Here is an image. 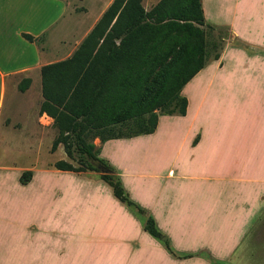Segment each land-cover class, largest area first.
Segmentation results:
<instances>
[{
  "label": "crops",
  "instance_id": "crops-1",
  "mask_svg": "<svg viewBox=\"0 0 264 264\" xmlns=\"http://www.w3.org/2000/svg\"><path fill=\"white\" fill-rule=\"evenodd\" d=\"M113 1L0 0V115L21 121V131H54L39 113L40 69L69 57L52 60L75 50ZM200 1L225 39L183 86L185 113L159 114L152 133L94 144L143 212L97 171L52 161L22 183L23 170L0 210V264H222L235 255L264 210V0ZM44 32L47 50L23 36ZM147 217L162 240L144 229Z\"/></svg>",
  "mask_w": 264,
  "mask_h": 264
},
{
  "label": "trees",
  "instance_id": "trees-1",
  "mask_svg": "<svg viewBox=\"0 0 264 264\" xmlns=\"http://www.w3.org/2000/svg\"><path fill=\"white\" fill-rule=\"evenodd\" d=\"M202 26L216 29L205 22L200 0H159L149 10L141 0H114L69 57L43 65L39 113L50 116L58 130L50 151L61 144L78 163L60 159L53 166L99 172L115 197L142 213L90 138L148 134L155 130L159 114L183 115V86L210 56L218 58L224 45V35L208 44ZM29 82L22 79L18 88L24 91ZM129 122L127 133H114ZM30 177L26 170L20 181ZM143 227L162 240L152 217ZM163 242L171 251L167 240Z\"/></svg>",
  "mask_w": 264,
  "mask_h": 264
},
{
  "label": "rangeland",
  "instance_id": "rangeland-1",
  "mask_svg": "<svg viewBox=\"0 0 264 264\" xmlns=\"http://www.w3.org/2000/svg\"><path fill=\"white\" fill-rule=\"evenodd\" d=\"M202 28L204 30V38L208 44L224 35V31L221 29L212 30L206 26H202ZM82 37L83 35L79 36L77 40L79 41ZM46 38L47 32H44L33 40L37 42L36 45L40 49L47 50ZM72 51L74 52V48H71L63 56H53L52 60L67 57ZM12 91L13 85L9 80L6 85L4 104L11 100ZM159 111V109L156 110V112ZM11 117L12 115L6 113L0 115V210L5 204L4 201L14 194L12 186L17 174H21L23 170L26 171L32 167L42 166L48 162L60 159L67 160L63 148H59L61 144L58 145L54 152L50 151L52 141L58 132L53 122V132L45 128L34 127L31 124L26 126L27 129L21 131L22 122ZM130 125H132L131 122L128 125H122V127L116 128L114 133H127ZM96 138L99 139V137H91L90 140L92 139V142L97 144L98 140ZM71 161L73 165L78 166L77 162ZM4 169H7L9 174L3 173L5 172L3 171ZM222 264H264V210L260 218L249 230L247 237L235 255Z\"/></svg>",
  "mask_w": 264,
  "mask_h": 264
}]
</instances>
